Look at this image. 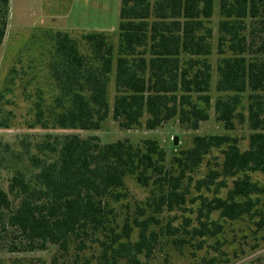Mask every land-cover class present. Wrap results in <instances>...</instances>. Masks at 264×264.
<instances>
[{
  "label": "trees",
  "instance_id": "trees-1",
  "mask_svg": "<svg viewBox=\"0 0 264 264\" xmlns=\"http://www.w3.org/2000/svg\"><path fill=\"white\" fill-rule=\"evenodd\" d=\"M8 4L9 0H0V45L6 34ZM219 9L222 56L215 88L226 95L215 100L214 113L228 130L248 120L254 130L248 147L241 149L237 136L195 135L193 144L174 158L180 172L173 175L167 172L166 151L156 139L135 145L128 138L103 143L96 134L48 135L35 145L36 151L27 148L25 157L17 154L27 157L33 172L16 167L8 188L0 182L3 247L35 250L53 243L67 252L72 239L83 241L107 228L112 212L109 201L124 195L121 189L128 175L143 185L150 181L159 185L156 206L178 204L185 198L179 191L182 176L199 166L212 148H222L223 153L220 169L212 173L223 177L221 187L229 186L230 177L232 185L225 196L204 197L199 211L207 218L217 210L230 221L254 217L256 229H264V186L251 176L256 171L264 174V0H220ZM213 13L214 0H121L117 51L103 32L84 34L87 53L68 32L56 31L48 63L56 96L46 109L39 94L35 122L45 128L51 121L61 129L98 130L111 111L123 129L143 125L145 115L148 129L175 117L183 128L198 129L209 119L212 103L208 56L213 30L207 23ZM226 47L229 56L223 55ZM247 91L246 118L239 108ZM1 123L7 126L4 120ZM207 178L201 183L206 184ZM207 219H200L194 231L205 236L223 230L222 223ZM153 223H157L154 215L132 221L127 217L120 232L110 228L112 236L100 242L96 264H149L158 241V232L150 228ZM134 226L138 227L136 239H132ZM12 264L43 263L15 259Z\"/></svg>",
  "mask_w": 264,
  "mask_h": 264
},
{
  "label": "rangeland",
  "instance_id": "rangeland-1",
  "mask_svg": "<svg viewBox=\"0 0 264 264\" xmlns=\"http://www.w3.org/2000/svg\"><path fill=\"white\" fill-rule=\"evenodd\" d=\"M120 5L121 0H9L6 34L0 45V182L3 187L8 188L16 167H21L27 174L34 171L27 157L19 158L17 154L22 152L24 155L27 148L36 151L35 145L48 135L78 133L87 137L96 134L103 143L128 138L135 145H142L146 138L156 139L166 151L164 163L167 172L173 175L180 172L174 158L193 144L195 135L237 136L241 149L248 147L249 136L254 132L248 120L228 130L214 113L215 100L226 95L215 88L217 63L222 56L218 52L219 22L222 19L220 0H214V13L207 23L213 30L212 52L208 56L212 65L210 117L202 121L198 129L183 128L176 117L155 129H148L144 125L147 115L142 118L143 125L123 129L114 121L111 111L98 130L61 129L51 121L45 128L35 122L34 104L39 94V100L46 109L53 104L56 96L48 65L54 47L52 35L58 30L66 31L77 39L81 50L88 53L89 46L83 39L84 34L103 32L117 51ZM230 54L226 47L223 55ZM114 83L112 74L109 84L111 105L115 95ZM248 94L249 91L243 93V103L239 108L246 118ZM196 96L193 94L194 98ZM3 120L7 126L2 125ZM176 135L179 142L175 145L173 139ZM222 160V148H212L199 166L182 176L179 191L184 194V200L178 204L166 203L162 207L156 206L160 195L159 185L152 181L143 185L135 176L128 175L125 187L121 189L124 195L119 201H109L112 212L107 228L90 233L83 241L72 239L67 252H62L53 243L44 249L11 251L2 245L6 240L0 241V264H12L15 259L43 264H85V261L96 264L101 252L100 242L112 236L110 228L120 232L127 217L132 221L136 217L143 219L150 215L157 218V223L151 224L150 228L158 232V241L152 258L148 259L149 264H264V229H256L254 217L230 221L214 210L209 212L207 219L199 211L204 197L225 196L232 185L233 178L230 177L227 178L229 186L221 187L219 182L223 177L212 173L220 169ZM209 175L212 177L207 178ZM251 176L264 186L263 173L251 172ZM203 178H207L206 184L201 183ZM166 188L169 190L170 184ZM200 219L215 220L222 223L224 228L218 234L201 236L193 229L200 226ZM137 236L138 227L134 226L132 239ZM141 258L147 261L146 257Z\"/></svg>",
  "mask_w": 264,
  "mask_h": 264
},
{
  "label": "water",
  "instance_id": "water-1",
  "mask_svg": "<svg viewBox=\"0 0 264 264\" xmlns=\"http://www.w3.org/2000/svg\"><path fill=\"white\" fill-rule=\"evenodd\" d=\"M173 142H174L175 145L178 144V142H179V136H177V135L174 136Z\"/></svg>",
  "mask_w": 264,
  "mask_h": 264
}]
</instances>
